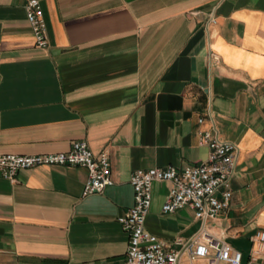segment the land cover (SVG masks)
<instances>
[{
  "label": "crops",
  "instance_id": "crops-1",
  "mask_svg": "<svg viewBox=\"0 0 264 264\" xmlns=\"http://www.w3.org/2000/svg\"><path fill=\"white\" fill-rule=\"evenodd\" d=\"M26 1L0 0V154L83 140L108 152L113 183L82 196V166L0 172V264H121L130 174L206 160L204 129L237 149L229 208L206 226L248 264L264 230V0H39L46 48ZM169 187L153 183L145 228L176 248L201 222L161 212Z\"/></svg>",
  "mask_w": 264,
  "mask_h": 264
},
{
  "label": "built area",
  "instance_id": "built-area-1",
  "mask_svg": "<svg viewBox=\"0 0 264 264\" xmlns=\"http://www.w3.org/2000/svg\"><path fill=\"white\" fill-rule=\"evenodd\" d=\"M25 16L35 40V46L46 48L47 23L39 0H27ZM209 21H214L213 15ZM199 123L203 119L200 118ZM200 144L209 148L206 160L177 168L173 165L138 169L129 177L133 189V204L117 217L127 233L128 242L121 264H243V254L222 238L212 235L206 226L224 214L230 205V181L236 164V145L219 139L210 130L200 133ZM38 165H77L87 170L82 196L101 193L113 183L108 152L94 154L83 140H74L67 151L40 154H0V172L10 181L16 173ZM164 181L170 187L161 212L173 213L182 208L193 211L201 222L195 233L188 238L173 240L176 248L168 247L145 228V219L152 202V185ZM255 249L251 250L248 264L264 255V230L250 237Z\"/></svg>",
  "mask_w": 264,
  "mask_h": 264
},
{
  "label": "rangeland",
  "instance_id": "rangeland-1",
  "mask_svg": "<svg viewBox=\"0 0 264 264\" xmlns=\"http://www.w3.org/2000/svg\"><path fill=\"white\" fill-rule=\"evenodd\" d=\"M196 264H202V263H200V262H197Z\"/></svg>",
  "mask_w": 264,
  "mask_h": 264
}]
</instances>
